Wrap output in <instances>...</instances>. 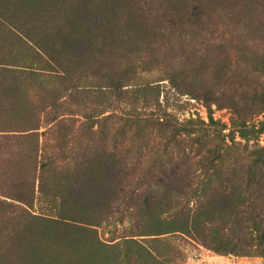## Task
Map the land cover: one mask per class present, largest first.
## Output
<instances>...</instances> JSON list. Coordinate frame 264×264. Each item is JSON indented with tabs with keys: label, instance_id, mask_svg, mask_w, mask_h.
<instances>
[{
	"label": "trees",
	"instance_id": "1",
	"mask_svg": "<svg viewBox=\"0 0 264 264\" xmlns=\"http://www.w3.org/2000/svg\"><path fill=\"white\" fill-rule=\"evenodd\" d=\"M216 6L215 0H0V264H169L157 242L158 235L173 232L217 252L264 256V146L240 165L232 159L226 171L224 161L213 162L210 183L225 172V184L173 191L171 174L162 169L141 188L144 179L132 184L126 157L109 151L98 130L81 136L86 122L77 117L101 113L80 109L100 87L124 96L134 71L128 57L148 54V62L157 65L166 54L164 70L174 86L209 105L231 107L232 127L243 137L259 136L264 118L252 123L250 114L264 111V81L262 90L239 84L229 96L216 91L209 77L228 62L210 61V53L199 52L197 45L215 40L211 19L217 10L225 20L228 16L227 26H236L226 33L228 40L257 29L247 27L241 8ZM257 25L264 38V16ZM185 42L193 44L180 58ZM259 56L258 70L264 71V50ZM220 73L215 79H229ZM78 121L79 131L66 143L57 142L55 155L48 153L51 131L63 122L74 128ZM210 124L216 130L227 127L212 115ZM53 164L58 173L50 183ZM47 194L60 197L53 215L33 210ZM141 194L143 204L135 209ZM114 206L117 212L110 217L99 213ZM125 215L140 233L102 240L101 222H125ZM14 216L17 234L7 243L4 234ZM134 235L150 236L151 244ZM106 248L115 249L113 257Z\"/></svg>",
	"mask_w": 264,
	"mask_h": 264
},
{
	"label": "rangeland",
	"instance_id": "2",
	"mask_svg": "<svg viewBox=\"0 0 264 264\" xmlns=\"http://www.w3.org/2000/svg\"><path fill=\"white\" fill-rule=\"evenodd\" d=\"M188 1L180 0V2ZM215 3L216 8H241L249 23L247 27L251 25L257 30L248 37L236 34L234 39L228 40L231 34L226 33L230 31L229 28L232 30L236 26L234 24L227 26L228 16L225 20L221 10H217L211 19L215 27L211 31L215 40L207 38L208 40H203L197 45L200 48L199 52L210 53V61L220 57L227 61L228 64L224 65L221 71L227 72L230 77L228 80L215 79L220 72L213 70L209 77L210 85L216 91L226 92L228 96L233 94L239 84L244 88L256 86L262 90L264 71L258 70V64L261 61L259 55L264 50V38L260 35L259 29L262 27L257 25V18L264 16V0H215ZM196 40L199 41V37ZM192 44L193 42H185L184 49L179 46L182 54H178V57H183ZM214 44L219 48L213 49ZM166 56L161 54L160 59L167 61L169 57ZM147 57L149 58L148 54ZM147 57H143L142 54L128 57V60L134 64V71L128 85L125 86V94L122 98L105 87H100L94 96L88 98L87 108L80 109L92 114L100 111L101 113L93 115L90 120L81 115L77 116L81 121L86 122L85 125H81V136L88 134L87 131L92 127L98 130L97 134L103 138L109 151L126 157V171H129L133 177L132 184L144 179L145 182L139 186L141 188L148 186L152 173L162 169L171 174L173 191L189 184L193 187H203L227 183V180L223 179L225 172L217 174L210 183L211 164L213 162L221 164L223 163L221 161H224L225 164H222L224 166L221 169L226 171V165H230L232 159L237 158L240 165L244 159L254 158L257 150L264 146V132H260L257 137H243L232 127L234 110L231 107H223L215 102L209 105L202 97L180 91L168 78V73L164 70L165 61L161 60L162 64L152 65ZM257 110L258 108H255L253 112ZM210 115L227 127L222 130L219 126L216 130L210 124ZM250 115L252 123H258L264 118V111L255 117L252 113ZM51 117L52 114L43 118L44 125H49L46 123L50 122ZM81 121L76 122L74 128L71 126L69 128L67 122H63L54 129V132L52 130L47 152L55 155L58 151L55 147L57 142L66 143L70 140L71 134L76 130L79 131L78 126ZM44 129L45 127H42L40 131ZM57 173V165L53 164L47 173L50 176V183L54 182ZM48 192L51 193L50 188ZM143 198L144 194L136 197L135 209L143 204ZM189 199L190 202L193 200L192 197ZM174 200L187 201L177 196ZM57 204L61 205L60 197L52 199L47 194L36 201L33 210L42 215H53L55 214L52 210L53 206ZM116 210L114 206L110 209L104 208L99 213L105 218L116 213ZM162 216L169 217L166 213ZM16 220L14 216L7 225L4 234L7 243H10L12 237L17 234ZM131 226L128 215H125V222L117 224L103 220L98 227V235L106 242H114L112 239L116 241L129 234L132 236L140 233V228ZM134 237L146 245L151 244L150 236L134 235ZM158 237L161 240L157 242V247L170 256L169 264H264L262 255L217 252L198 240L189 237L186 239L183 234L177 232L158 235ZM104 251L111 257L115 253V249L111 248H106ZM160 258L164 259L162 256Z\"/></svg>",
	"mask_w": 264,
	"mask_h": 264
}]
</instances>
